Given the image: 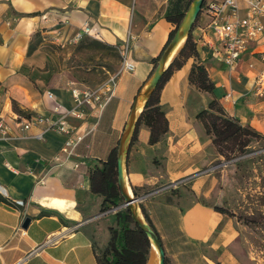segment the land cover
Instances as JSON below:
<instances>
[{"label":"crops","instance_id":"0c3cea01","mask_svg":"<svg viewBox=\"0 0 264 264\" xmlns=\"http://www.w3.org/2000/svg\"><path fill=\"white\" fill-rule=\"evenodd\" d=\"M191 1L0 0V108L8 118L17 113L54 118L47 91L64 108L74 107L72 87L91 85L71 58L79 42L73 37L86 23L96 36L84 38L119 49L129 41L134 63L131 71L119 68L107 75L115 74V84L101 110L82 105L77 109L83 117L67 116L76 132L97 123L77 146L79 171L54 164L65 140L55 130L39 136L41 125L26 131L13 126V135L0 137V264H99L87 231L94 230L96 243L104 244L109 232L103 220H115L122 200L103 210L102 198L91 190L89 171L101 167L118 145L134 97L177 27L167 13L177 16ZM239 5L243 17L246 4ZM209 21L202 12L191 30L198 57L188 58L161 87L167 132L151 144L150 128L141 123L125 160L127 188L135 190L140 212L148 214L165 264H246L241 229L224 198L231 191L226 169L220 165L207 171L223 160L213 143L217 130L206 129L197 115L215 99L220 107L209 109V117L222 112L243 127L238 149L264 147V98L254 93L255 76L264 66V33L229 68L217 57L219 44ZM195 62L206 68L212 92L189 81ZM25 217L30 221L24 228ZM145 264H159L152 245Z\"/></svg>","mask_w":264,"mask_h":264},{"label":"trees","instance_id":"16d2710c","mask_svg":"<svg viewBox=\"0 0 264 264\" xmlns=\"http://www.w3.org/2000/svg\"><path fill=\"white\" fill-rule=\"evenodd\" d=\"M183 14L184 12H180L177 16L173 17L167 13V18L175 22L178 26ZM175 30L170 32L166 44L155 60L156 63L166 45L173 37ZM190 57H194L195 59L198 57L196 43L192 39L191 33L187 36L182 47L166 68L158 85L146 100L134 126L130 143L136 140L137 130L141 123L146 124L150 128L149 143L151 144L158 142L167 132L168 120L160 106V90L172 72L181 67ZM189 81L200 90L213 91L214 83L209 78L204 65L199 62L193 63L189 72ZM139 92L140 89L134 99L137 98ZM219 107V103L213 99L210 101L208 108L201 110L197 117L203 122L206 129L213 127L217 130V135L213 139V143L217 151L222 154V151L218 148L219 144L232 140L237 146L243 127L237 119L230 118L222 112L209 117V109H217ZM116 157L117 146L112 148L107 159L102 162L101 167H96L89 171L91 190L102 198L103 210L112 206H118L122 200L117 184ZM133 192L136 194L135 190ZM142 213L145 220L154 230L148 214L144 209H142ZM103 222L107 225L109 232V238L104 244L100 245L96 243L94 230L87 231L99 264L146 263L151 245L150 240L144 230L134 222L129 209L125 207L120 208L117 210L113 222H109L108 220H103Z\"/></svg>","mask_w":264,"mask_h":264},{"label":"built area","instance_id":"2783aa9c","mask_svg":"<svg viewBox=\"0 0 264 264\" xmlns=\"http://www.w3.org/2000/svg\"><path fill=\"white\" fill-rule=\"evenodd\" d=\"M240 1H244L246 4V14L243 17L239 16ZM202 11L210 17L208 26L218 40L219 45L215 48L217 57L229 68H233L238 63L248 43L258 39L264 33V23L261 21V16L264 15V0H206ZM85 36H96L93 27L87 23L77 30L73 41L78 42ZM120 51L122 56L120 69L133 70L134 63L129 58V41L121 45ZM115 77V74H113L96 85L73 86L71 91L74 107L70 109L64 108L62 104L55 100L52 92L47 91V96L53 101L52 111L56 114L54 118L38 114L24 115L20 113L8 118L0 108V137L13 135V126L26 131L33 125H41L42 129L38 133L39 136L44 131L55 130L64 134L65 140L53 158L54 164L79 171L81 161L77 158V146L86 134L94 130L97 123H93L84 132H76L74 127L67 121V116L83 117L84 113L77 109L82 105L90 109L97 108L101 110L113 95ZM254 93L258 97L264 98V66L255 76ZM226 97L231 98L232 92L226 93ZM221 164H215L207 171L214 170ZM47 241L50 242L51 238Z\"/></svg>","mask_w":264,"mask_h":264},{"label":"rangeland","instance_id":"374dc122","mask_svg":"<svg viewBox=\"0 0 264 264\" xmlns=\"http://www.w3.org/2000/svg\"><path fill=\"white\" fill-rule=\"evenodd\" d=\"M202 12L201 9L194 25ZM74 46L71 58L78 65L80 76L91 85L100 83L121 67L122 56L117 45L86 37ZM218 148L223 156L221 168L226 169L225 183L231 187L224 197L230 202L227 211L241 229L239 241L244 260L246 264H264V147L257 151L238 149L229 140Z\"/></svg>","mask_w":264,"mask_h":264},{"label":"water","instance_id":"95a60500","mask_svg":"<svg viewBox=\"0 0 264 264\" xmlns=\"http://www.w3.org/2000/svg\"><path fill=\"white\" fill-rule=\"evenodd\" d=\"M204 1L205 0H192L189 7L184 12L183 17L181 18L173 37L170 39L165 49L161 53L149 79L147 80L143 88L140 90L137 98L134 100L131 106L129 117L123 128V132L119 138V142L117 145V184L119 186V191L122 196V203L118 206V208L125 207L130 210L134 222L137 223L144 230L150 240V244L157 249L159 254V264H165L164 251L157 234L151 228V226L148 224V222L145 220L144 216L139 210L137 196L130 192L127 188L125 178V160L130 146L131 135L136 121L139 117V114L146 100L158 85L166 68L182 47L187 36L191 33L194 22L196 21L197 16L201 12ZM29 221L30 218L25 217L21 226L24 228L27 227Z\"/></svg>","mask_w":264,"mask_h":264}]
</instances>
